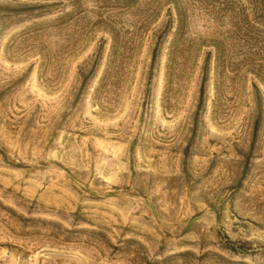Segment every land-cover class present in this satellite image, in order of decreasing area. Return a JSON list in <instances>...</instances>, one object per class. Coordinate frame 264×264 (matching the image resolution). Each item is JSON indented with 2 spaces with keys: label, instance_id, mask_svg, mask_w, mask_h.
Here are the masks:
<instances>
[{
  "label": "rangeland",
  "instance_id": "1",
  "mask_svg": "<svg viewBox=\"0 0 264 264\" xmlns=\"http://www.w3.org/2000/svg\"><path fill=\"white\" fill-rule=\"evenodd\" d=\"M0 264H264V0H0Z\"/></svg>",
  "mask_w": 264,
  "mask_h": 264
},
{
  "label": "trees",
  "instance_id": "2",
  "mask_svg": "<svg viewBox=\"0 0 264 264\" xmlns=\"http://www.w3.org/2000/svg\"><path fill=\"white\" fill-rule=\"evenodd\" d=\"M202 93H203V85L201 84L200 87H199V101H198V106H200V104H201Z\"/></svg>",
  "mask_w": 264,
  "mask_h": 264
}]
</instances>
